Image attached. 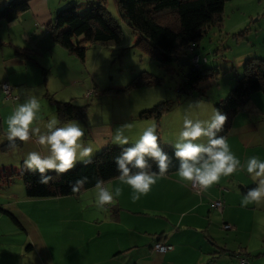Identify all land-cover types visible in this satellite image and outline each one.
<instances>
[{"label":"crops","instance_id":"crops-1","mask_svg":"<svg viewBox=\"0 0 264 264\" xmlns=\"http://www.w3.org/2000/svg\"><path fill=\"white\" fill-rule=\"evenodd\" d=\"M2 1L8 0H1V5ZM70 1L83 5L86 0H31L29 9L17 19L20 28L0 31V44H8L11 48L7 52L9 59L0 52V60L4 64V69L0 67V79L12 77L6 65L11 62L25 64L16 53L19 48V52L24 53L23 56L26 55L23 51L27 52L30 48L35 55L44 56L49 53L52 61L59 56L73 58L48 32V26L58 8ZM251 1L229 0L225 9L235 10L242 3L252 9L249 15H264L262 0ZM244 22L246 23L245 19L241 23ZM10 51L12 55L9 54ZM244 59L240 60L241 64ZM47 95L56 99L49 93ZM187 99L200 104L204 100L193 95ZM203 102L210 105L213 101L208 99ZM182 106L184 105L179 107ZM248 108V112L255 119L258 118L257 122L250 120L249 115H246L247 110L240 111L227 136L232 149L237 145L240 152L247 148V152H243L242 163L252 156H258L260 150L264 149V120H259L258 115L262 108L259 101ZM254 108L259 110V113L255 112L256 115L251 110ZM139 109L141 108H137L131 117L145 119L146 117L138 115ZM262 110L264 113V109ZM49 117L46 116V119ZM164 118L163 116L162 119ZM162 119L160 125L156 123L159 130L167 122ZM71 120L78 121L84 127L85 141L95 143L98 151L111 143L115 125L119 122L111 119L106 122L103 117L90 122L87 116ZM242 120L248 123L246 129L239 127ZM160 134L166 144L172 145L175 139L163 132ZM29 142L34 150H43L34 140ZM13 149H19L23 160L27 150L20 147ZM176 173L177 171L165 174L147 195L135 202L131 199L132 189L129 186L119 185L115 178L111 179L114 186L123 188V194L115 204L107 206V212L97 209L94 203V186L71 195L32 198L27 195L23 184L22 187L19 184L16 189L13 184L17 181L3 178V183H0L3 186L0 190V264H239L238 257L229 253V250L236 249V244L232 243L239 235L226 242L218 241L213 231L216 233L222 224L220 226L218 220L215 222L211 219L213 208L210 202L216 198H224V223H236L240 233L244 215L236 217L234 208H245L241 206L244 193L240 185L253 183L249 175L246 171L237 172L232 176L222 177L219 183L207 190L197 192L192 189L191 183L181 181ZM222 185H227L229 190L224 193L220 189ZM256 204L251 203L247 208L255 209ZM214 225H217L215 230L212 229ZM159 234L161 239L158 240L173 245L171 250L160 252L153 248L156 235ZM221 244L225 250L220 251ZM231 246L234 247L230 248ZM262 249L263 244L257 245L251 250L250 256ZM251 261L252 264H264V254Z\"/></svg>","mask_w":264,"mask_h":264},{"label":"rangeland","instance_id":"rangeland-1","mask_svg":"<svg viewBox=\"0 0 264 264\" xmlns=\"http://www.w3.org/2000/svg\"><path fill=\"white\" fill-rule=\"evenodd\" d=\"M249 2L252 1L249 0ZM78 4L80 11L84 12V10L88 9L86 4ZM255 4L257 6V3ZM262 5L264 6V0H262ZM240 6L232 10V12H228V9L222 29L213 27L211 32L200 39L195 51L188 53V57H192L195 53L199 54L200 58L205 56L207 61L204 64L208 68L209 73L216 70L217 83L208 89L209 99L213 102L210 105L201 103L200 107L196 108V103L193 100L184 97L183 101L177 104L178 108L175 106V108L163 115L165 118L162 120L167 122L158 130L161 138L160 132H163L169 138L175 139L183 126L185 115L192 119L208 118L215 108L214 101L223 98L235 84V72L236 70L242 71L246 57L250 54V56L264 57V15L261 13L260 16L257 14L251 16L249 15L252 10L250 7H246L242 3H240ZM107 8L120 23L124 32L123 39L119 44H86L84 61L74 54H72V59H65L59 56V58L54 57L52 61L49 53L44 54V56L33 53L30 59L21 58L25 64L11 62L6 65L12 77L0 79V138H2L0 139V144L2 141L7 140H4V137L6 138V119L12 114L18 104L24 102L26 90L29 89L33 90L41 98L43 119H46V116H57L55 103L47 95L49 93L56 100H72L75 104L89 103L87 119L90 122H95L97 118L100 119L101 117L106 122L110 119L114 122L119 121L115 125V131L124 124L131 125V131L126 132V134H130L134 138H138L147 126L157 123L153 117H146L145 119H134L131 117L137 108L152 106L163 99L175 101L181 98L179 96L185 95L183 93L180 94L178 87L182 82L184 72L189 67L183 66V68H180L177 63L171 62L170 65L173 70L170 71L167 70V67L159 65L153 57L135 44L137 36L130 25L121 18L116 0H108ZM243 12H246V14L244 15ZM244 19L246 23H241ZM17 27L20 28V23L17 20L12 22H7L4 19L0 20V31L2 32H8ZM9 49L11 48L8 44H0V52L8 59L10 58L7 55ZM13 50L15 53L16 49L14 48ZM9 54L12 55L13 53L10 51ZM242 58L245 59L241 64L240 60ZM0 67L4 69L2 60H0ZM143 70L162 77L164 79L163 82L153 85H137L126 91L120 89L125 87L134 75ZM4 81H8L7 83L11 84L10 87L14 86L13 96L16 98L6 97L3 89ZM19 87L20 90H18ZM93 88L98 92L87 96V91ZM261 99H264V95L261 92H257L242 112H246L248 107L258 101L261 108L264 109V100L260 101ZM99 100H102V102ZM181 104L184 105L182 108L179 107ZM262 109L258 110L260 112L258 114L259 120H264ZM140 110L137 113H140ZM251 110H253L254 115H256L255 112H258L255 108ZM246 115H249L250 120L253 119L257 122L258 118L255 119L248 110ZM57 117L59 118V116ZM247 124V122L242 120L239 127L246 129ZM30 143L29 141L23 142L20 149L27 150V153L33 151L34 149L31 148ZM230 147L232 149V146ZM239 150L238 145L232 149L241 160L243 152L246 153L247 148L246 150L242 149V152ZM258 157L264 160V149L260 150ZM22 169V157L19 155V149L6 151L0 148V183H3V178L7 180L12 178L17 181L13 184L14 188H19V184L20 187H22V184L25 187L21 175ZM222 186L226 187L225 185ZM1 189H3V186L0 184ZM256 205L255 209L247 207L234 208L236 217L239 214L244 215L240 223V233H238V225L236 223L232 222L230 223L231 227L226 228L224 226L225 213L219 211L216 207L213 208L210 213L211 219L215 222L218 220L220 226L222 224L223 227V229L218 227L216 233L213 231L218 241L226 242L230 238L239 235L238 239L232 243V245L236 244V249L234 250L243 253L248 252L249 254H252L251 250L259 244H263L264 247V202ZM216 227L217 225H214L212 229L215 230ZM220 246L221 248L223 247L222 244ZM233 247L231 246L230 248ZM261 252L264 253V249ZM240 257L245 256L238 257L239 264ZM251 259L254 260L256 257Z\"/></svg>","mask_w":264,"mask_h":264},{"label":"trees","instance_id":"trees-1","mask_svg":"<svg viewBox=\"0 0 264 264\" xmlns=\"http://www.w3.org/2000/svg\"><path fill=\"white\" fill-rule=\"evenodd\" d=\"M30 1L8 0L3 2L0 6V20L4 19L7 22H12L19 19L21 13L29 9ZM228 1L116 0V5L121 18L130 25L136 34L137 39L135 44L137 47L147 52L159 65L167 67V70L171 71L173 70L170 65L171 62H175L180 68H183L180 64L181 58L183 56L188 57L189 52L193 53L196 46L199 45L200 39L205 34L211 32L213 27L222 29L226 12L228 11V9H225ZM107 2L108 0H86L84 4L87 5L88 9L84 10V12L79 10V4L76 1H70L59 7L53 21L48 26L51 38L67 50V52L76 55L83 59V61L86 56V44H119L123 39L124 32L120 23L107 8ZM191 48L193 49L191 50ZM19 50L21 49L19 48L16 53L21 58L28 59L33 55V51L30 48L28 49L30 52L23 51L26 54L25 56ZM194 55L198 56L197 63L193 61ZM188 59L191 64L184 65L189 68L184 72V77L178 87L180 94L183 93L186 96H179L181 98L175 101L163 99L149 107L142 106L138 115L141 117H153L156 119L157 125H160L162 116L175 108L177 104H180L184 97L188 98L193 95L204 99L203 101L209 99L208 89L217 83L216 70L209 73L208 68L204 64L207 61L205 56L200 58V55L195 53L192 57H188ZM241 72L236 70L234 75L236 79L235 84H233L223 98L214 101L215 107L228 117L225 128L220 133L226 137L233 127L235 117L240 111L245 109L251 98L257 92H261L264 95V57H246ZM163 80L162 77L143 70L134 75L132 80L120 89L126 91L137 85L160 84ZM13 89L14 86H11L9 95L4 92L7 98H16L13 96ZM94 92L98 91L94 88L88 90L87 96H91ZM50 98L55 103V109L61 121L78 117L84 119L87 116L89 103L75 104L72 100ZM203 101L201 103L205 104ZM247 110L250 109L248 108ZM17 145V147H21L23 142L17 141ZM161 146L172 158L171 166L166 174L176 172L179 167V161L175 159L174 149L163 140ZM0 148L10 150L15 147L5 140L0 145ZM119 154L120 147L109 143L93 156L91 164L87 166L78 164L71 172L54 177L47 185L39 183L38 174H33L22 169L21 175L27 195L32 198L71 195L75 194L72 192L71 184L81 177H88V182L83 189L95 186L98 179L108 181L116 178L119 173L114 163V157ZM153 170L158 171L155 163H153ZM11 179L8 178V181H11ZM225 186H220V189L224 193L226 190H229L228 186ZM251 187H255V185L253 183L240 185L241 191L244 194ZM193 190L196 191L195 189ZM220 198L224 199L223 197ZM210 206L215 208L212 206V200ZM156 236V241H160L158 239H161V235ZM222 250L225 249L221 248L220 251ZM229 253L237 257L245 256L250 264H252L251 257L258 258L261 254H264L263 252H259L250 256L248 252L243 253L237 250H229Z\"/></svg>","mask_w":264,"mask_h":264},{"label":"clouds","instance_id":"clouds-1","mask_svg":"<svg viewBox=\"0 0 264 264\" xmlns=\"http://www.w3.org/2000/svg\"><path fill=\"white\" fill-rule=\"evenodd\" d=\"M195 107L199 108L200 103L197 102ZM227 119V115L216 107L206 119L185 115L183 126L171 145L175 159L179 161L176 174L181 181L207 190L222 177L246 171L255 187L244 194L241 206L264 202V160L252 156L242 163L232 151L227 137L220 134ZM5 123V136L13 147L18 146L17 141L34 140L43 149L28 152L22 166L27 172L38 174L39 183L44 185L54 177L71 172L78 164H91L98 151L95 143L85 141V129L78 121H61L55 115L43 119L41 98L31 89L26 90L24 102L15 107ZM131 127L129 124L118 127L111 143L120 147V154L114 157L119 173L115 179L119 185L132 189L131 199L135 202L147 195L158 179L169 171L172 158L161 146L156 124L147 126L138 138L126 134ZM153 163L158 171L153 170ZM87 182V176L75 180L71 184L72 192L80 193ZM94 193L97 209L107 212V206L115 204L122 196L123 188L114 186L111 180L98 179Z\"/></svg>","mask_w":264,"mask_h":264},{"label":"built area","instance_id":"built-area-1","mask_svg":"<svg viewBox=\"0 0 264 264\" xmlns=\"http://www.w3.org/2000/svg\"><path fill=\"white\" fill-rule=\"evenodd\" d=\"M192 49L193 48H191V50ZM193 61L195 63H197V61H198V56L197 55H194ZM3 89H4V92H6L9 95L11 87H10V85L8 83H4L3 84ZM89 93H90V91H89ZM191 186H192L193 189H195L198 192H201L203 190L199 186L194 187L192 184H191ZM212 206L216 207L219 211H222V209L224 207V200L222 198L214 199V200H212ZM224 226L226 228H228V227H231V224L230 223H225ZM153 248L155 250H157V251L165 252V251L171 250L173 248V245L172 244H168V243H164L162 241H155V243L153 245ZM240 264H250V262L248 261L247 258L240 257Z\"/></svg>","mask_w":264,"mask_h":264},{"label":"water","instance_id":"water-1","mask_svg":"<svg viewBox=\"0 0 264 264\" xmlns=\"http://www.w3.org/2000/svg\"><path fill=\"white\" fill-rule=\"evenodd\" d=\"M180 64H181L182 66H184V65H189V64H190V60L188 59L187 56H183V57L181 58V60H180Z\"/></svg>","mask_w":264,"mask_h":264},{"label":"bare ground","instance_id":"bare-ground-1","mask_svg":"<svg viewBox=\"0 0 264 264\" xmlns=\"http://www.w3.org/2000/svg\"><path fill=\"white\" fill-rule=\"evenodd\" d=\"M191 64V63H190Z\"/></svg>","mask_w":264,"mask_h":264}]
</instances>
